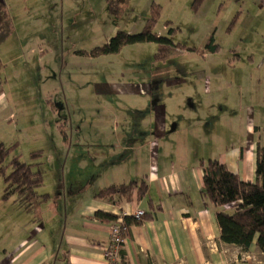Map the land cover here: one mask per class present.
Instances as JSON below:
<instances>
[{"label": "crops", "instance_id": "0c3cea01", "mask_svg": "<svg viewBox=\"0 0 264 264\" xmlns=\"http://www.w3.org/2000/svg\"><path fill=\"white\" fill-rule=\"evenodd\" d=\"M87 30L72 29V34ZM92 30L90 37L79 36L84 45L92 42ZM60 32L63 38L65 30ZM58 47L59 37L49 49ZM253 59L264 70V59ZM173 60H155L158 66L144 77L149 89L133 91L145 104L136 101L127 113H114L117 108L105 104L109 110L102 133L111 128L116 138L98 141L105 149L97 159L84 161L66 150L47 156L60 175L50 213L46 203L25 208L12 198L3 199L5 183L0 179V264H108L104 248L111 222L95 213L130 217L137 208L153 217L126 228L121 255L127 264H264L255 241L243 250L221 239L216 212L232 207L207 201L200 165L217 159L241 180L255 181L257 146H264V75H207L203 70L197 76L176 68L181 65ZM67 89L76 92L79 86L69 82ZM84 171H89L86 177L79 175ZM131 181L146 182L141 199L135 191L119 202L95 197L102 187ZM149 203L159 208L151 210ZM34 206L39 212L31 215Z\"/></svg>", "mask_w": 264, "mask_h": 264}, {"label": "rangeland", "instance_id": "374dc122", "mask_svg": "<svg viewBox=\"0 0 264 264\" xmlns=\"http://www.w3.org/2000/svg\"><path fill=\"white\" fill-rule=\"evenodd\" d=\"M2 2L10 13L11 29L0 42V143L14 146L5 164L20 155L23 162L33 164V171L42 172L37 191L49 195L33 203H46L47 214L55 209L60 181L55 161L47 156L66 150V154L86 161V157L97 159L104 153L105 145L98 141L107 138L114 142L116 138L111 128L104 136L102 133L104 113L109 110L105 111V104L116 107L114 113L119 109L127 113L136 101L145 104V99L133 91L143 94L141 91L149 89L150 81L144 77L158 66L155 52L169 48L168 58H175L173 62L181 65L175 67L185 69L186 74L200 76L206 70L207 75L232 71L247 75L260 71L264 75L263 67L251 62L252 57L254 63L264 59V0H122L117 12L110 10L107 0ZM151 17L157 19L153 29L169 36L176 46L137 42L126 44L116 53L86 55L108 42L118 30L139 33ZM60 29L65 30L63 38ZM72 29L88 30L74 35ZM91 29L92 42L84 45L81 40L90 37ZM168 29L176 30L168 34ZM209 29L216 31L217 51H205L207 55L203 56L205 52L198 54L178 46L203 47ZM58 37L60 48L50 50ZM68 71L73 79H68ZM69 82L79 89H67ZM34 151L40 153L31 154ZM10 170L7 168L6 174ZM87 172L79 175L86 177ZM0 179L5 183L3 194L6 181L1 175ZM63 179L69 185L68 174ZM37 209L31 207L29 212L34 215Z\"/></svg>", "mask_w": 264, "mask_h": 264}, {"label": "trees", "instance_id": "16d2710c", "mask_svg": "<svg viewBox=\"0 0 264 264\" xmlns=\"http://www.w3.org/2000/svg\"><path fill=\"white\" fill-rule=\"evenodd\" d=\"M108 7L112 12L120 9L122 0H107ZM158 11V9H156ZM11 17L5 4L0 0V42L4 41L11 29ZM157 19H148L143 29L136 34L126 33L118 30L108 42L97 46L92 50L93 56L106 53L119 52L126 44L157 42L176 46L169 36H162L154 28ZM167 24V23H166ZM176 29H168V34H173ZM172 31V32H171ZM180 47H185L178 43ZM187 48V47H185ZM220 48L215 42L214 29H210L203 41V47H191L199 54L205 51L215 52ZM163 52H155L154 60H166L170 54L169 48H162ZM84 54L85 51H79ZM14 148L13 145L5 147L0 143V175L4 176L6 187L2 195L3 199L14 197V201L29 208L35 201L47 198V194L39 195L37 187L43 181V174L40 171H33V164L23 162L20 155H16L5 164V160ZM34 151L31 154H39ZM203 171V193L207 201L214 207H232L231 211L219 210L216 212V220L220 228L221 239L229 244L240 245L243 250H248L255 241L258 249L264 255V146L258 145L256 150L255 181L241 180L238 175L227 167L226 164L217 159L200 161ZM7 168H11L6 174ZM145 181H131L129 183L111 184L100 188L95 192L96 198L109 199L116 202L128 200L132 192H136L138 199H141L146 192ZM41 197V199H39ZM151 210H156L158 206L149 203ZM96 217L108 220L109 223L116 220V216L102 211L95 213ZM152 212H145L143 218L150 219ZM131 216L124 217V234L131 222L139 223ZM122 257V255H121ZM119 264H127L124 257Z\"/></svg>", "mask_w": 264, "mask_h": 264}, {"label": "built area", "instance_id": "2783aa9c", "mask_svg": "<svg viewBox=\"0 0 264 264\" xmlns=\"http://www.w3.org/2000/svg\"><path fill=\"white\" fill-rule=\"evenodd\" d=\"M145 210L135 209L130 216L136 220H144ZM127 216V215H126ZM124 213H119L116 220L108 224V241L104 248V256L108 264H119L124 240Z\"/></svg>", "mask_w": 264, "mask_h": 264}]
</instances>
